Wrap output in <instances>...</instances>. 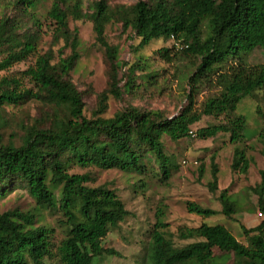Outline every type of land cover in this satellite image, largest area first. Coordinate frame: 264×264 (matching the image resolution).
Masks as SVG:
<instances>
[{
	"label": "trees",
	"instance_id": "obj_1",
	"mask_svg": "<svg viewBox=\"0 0 264 264\" xmlns=\"http://www.w3.org/2000/svg\"><path fill=\"white\" fill-rule=\"evenodd\" d=\"M43 0H10L0 14V71L30 57L33 63L15 76L0 77V121L4 106L35 100L45 106L31 123H21L20 142L2 143L0 134V196L16 183L23 185L33 199L32 210L17 208L0 211V264H45L53 255L52 228L39 224L40 210L56 211L65 235L56 249L59 264H93L102 255L117 254L102 239L127 215L123 201L106 185L90 186V174L71 173L72 167L118 169L128 174L159 176L166 182L175 167L165 153L163 137L172 141L190 136L191 126L202 116H224L218 124L199 128L196 136L210 138L228 133L230 143L241 141L245 120L233 111L243 97L261 92L264 98V64L247 65L241 55L256 47L264 49V0H137L130 5L109 6L96 0L83 11L81 0H51L46 18L51 21V46L39 47L42 24L37 8ZM90 20L96 43L103 47L108 63V85L100 92L98 105L90 118L83 114L82 93L68 74L79 57L78 35L69 19ZM112 20L130 28L141 49L152 40L173 39L182 46L172 56L197 59L185 75L189 92L179 112L167 116L160 109L128 105L112 116L103 117L109 96L120 98L118 71L122 62L116 46L104 35ZM206 26V33L202 27ZM63 45L54 51L53 46ZM69 53L64 55V47ZM57 52V55L55 54ZM170 48L156 53L171 61ZM235 59V64H228ZM138 56L126 69L124 90L135 86L136 70H145ZM151 74L146 76V79ZM213 76L217 91L195 107L198 85ZM26 79L30 86H22ZM263 125L258 134L259 153L264 157ZM250 158L244 148L234 146L230 169L246 173ZM259 181L248 191L257 196L263 219L255 226H240L244 242L223 223L203 222L198 227L178 231L180 239L193 241L175 246L165 232L162 210L157 209L150 234V264H219L213 249L221 255L232 253L249 259L247 264H264V168ZM211 192L217 189V167L212 165ZM142 186L144 180H138ZM142 183V184H140ZM219 213L229 217L238 211L227 189L220 190ZM189 212L209 217L216 210L196 202H186Z\"/></svg>",
	"mask_w": 264,
	"mask_h": 264
},
{
	"label": "rangeland",
	"instance_id": "obj_2",
	"mask_svg": "<svg viewBox=\"0 0 264 264\" xmlns=\"http://www.w3.org/2000/svg\"><path fill=\"white\" fill-rule=\"evenodd\" d=\"M96 0H81L83 11H90V5ZM137 0H107L111 7L117 5H130ZM152 1V0H146ZM10 0H0V14L4 3ZM51 0L40 1L37 14L42 24L40 49L45 51L51 46L52 24L46 18V12ZM70 29H76L78 35L79 57L76 64L69 72L68 77L82 93L83 114L90 118L92 111L98 105L99 94L108 85V63L102 46L96 43L93 24L90 20L69 19ZM202 30L206 33V26ZM106 41L117 48L118 59L122 66L118 71L121 88L120 98L109 96L107 107L103 117L112 116L116 111L128 105L137 106L143 109H160L167 116L175 115L186 105V94L189 92V85L186 83L185 75L191 71L197 59L194 57L172 56L178 52L182 45L173 39L152 40L141 49L137 48L139 39L130 28H123L121 22L112 20L105 26ZM60 41L53 46L54 51L61 47ZM170 48L171 61L161 58L156 51L159 48ZM64 55L69 53V48L64 47ZM57 55V52H55ZM138 56L145 59V70H136L135 86L129 91L124 90L127 67L135 63ZM34 58L30 57L18 62L6 70L0 71L2 76H15L21 78L20 72L33 63ZM241 61L247 65L264 64V49L256 47L241 55ZM237 60L230 59L228 64H235ZM151 74L146 79V76ZM211 81L205 79L199 83L198 93L195 96V107H200L206 97L216 93L218 90L214 84L213 76ZM22 86H30L26 79H22ZM40 102L28 100L17 105L4 106L1 111L3 117L0 121V134L2 143L13 141L20 142L22 135L21 123H31L44 110ZM264 113V98L261 92L253 97H243L237 103L233 114L242 115L245 120L243 129L244 138L239 142L230 143L228 133H218L214 137L199 138L196 131L199 128L218 124L224 121V116H202L201 119L190 128L193 132L188 137L177 141L163 137L164 151L171 157L175 167L171 176L166 182H161L159 176L128 174L118 169L102 170L96 167L79 168L72 167L71 173L90 174V186L106 185L113 189L123 201L128 215L112 229L103 239L102 244L106 248H112L117 252L114 255H102L93 259V264H150L149 243L150 234L155 223L156 210L160 208L163 212V221L166 222L165 232L173 241L175 246H183L193 241L192 239H180L179 230L198 227L201 223H224L231 233L239 240L245 241L242 237L240 227L235 221L234 214L227 217L218 211L221 205L218 201L220 190L226 188L230 199L236 204L239 211L250 210L256 213L259 222L263 215H257V196L248 191V187L258 177V171L264 168V157L259 153L260 143L258 134L263 125L262 114ZM234 146L244 148L246 155L250 158V169L247 172H233L230 169V161ZM182 160L189 163L183 164ZM196 160L193 165L190 161ZM186 161V162H187ZM217 167V189L211 192L207 183L211 181L212 165ZM144 180L139 185L138 180ZM251 197L256 200L251 204ZM196 202L203 207H209L217 211L209 217H201L189 212L186 202ZM35 203L23 185L17 183L0 196V211L17 208L19 210H32ZM249 210V211H248ZM38 223L52 228L53 255L44 260L45 264H59L56 249L60 240L65 235V228L60 225L58 219L60 214L56 211L40 210ZM238 239V238H237ZM213 254L218 256L219 264H247L249 259L237 256L232 253L221 255L218 249L214 248Z\"/></svg>",
	"mask_w": 264,
	"mask_h": 264
},
{
	"label": "crops",
	"instance_id": "obj_3",
	"mask_svg": "<svg viewBox=\"0 0 264 264\" xmlns=\"http://www.w3.org/2000/svg\"><path fill=\"white\" fill-rule=\"evenodd\" d=\"M258 181H259V175L255 179V181L252 183V185H254ZM250 203L255 204L256 200L253 197H251ZM235 215L237 217V221H235V223L237 224L238 227H240L241 225H243L244 227H252L259 223V218L256 216V213L253 210L252 211L250 210V213L247 211H239V212H236ZM257 215H258V212H257ZM237 238L239 239L241 237H237Z\"/></svg>",
	"mask_w": 264,
	"mask_h": 264
},
{
	"label": "built area",
	"instance_id": "obj_4",
	"mask_svg": "<svg viewBox=\"0 0 264 264\" xmlns=\"http://www.w3.org/2000/svg\"><path fill=\"white\" fill-rule=\"evenodd\" d=\"M190 134H192L193 135V132H192V130L190 131ZM187 160H182V163L183 164H186V163H189L188 161L186 162ZM193 165H196L197 164V161L196 160H192V161H190ZM258 215L259 216H261V213L260 212H258Z\"/></svg>",
	"mask_w": 264,
	"mask_h": 264
}]
</instances>
